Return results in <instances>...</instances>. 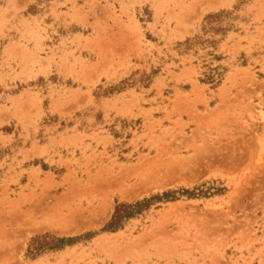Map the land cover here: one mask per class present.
<instances>
[{"label": "rangeland", "instance_id": "obj_1", "mask_svg": "<svg viewBox=\"0 0 264 264\" xmlns=\"http://www.w3.org/2000/svg\"><path fill=\"white\" fill-rule=\"evenodd\" d=\"M0 264H264V0H0Z\"/></svg>", "mask_w": 264, "mask_h": 264}, {"label": "trees", "instance_id": "obj_2", "mask_svg": "<svg viewBox=\"0 0 264 264\" xmlns=\"http://www.w3.org/2000/svg\"><path fill=\"white\" fill-rule=\"evenodd\" d=\"M141 204V202H135L134 204H132V205H128V204H121V206L122 207H124V208H126V207H132L133 205H140ZM133 213H134V211H123V217H126V216H129V215H133ZM117 216L119 217L120 215H119V210H118V213H117V209L115 210V213H114V215H113V219H116L117 218Z\"/></svg>", "mask_w": 264, "mask_h": 264}, {"label": "bare ground", "instance_id": "obj_3", "mask_svg": "<svg viewBox=\"0 0 264 264\" xmlns=\"http://www.w3.org/2000/svg\"><path fill=\"white\" fill-rule=\"evenodd\" d=\"M112 178V177H111ZM117 178V177H116ZM119 179V178H118ZM108 182V181H107Z\"/></svg>", "mask_w": 264, "mask_h": 264}]
</instances>
